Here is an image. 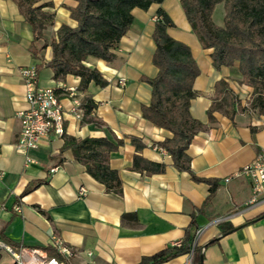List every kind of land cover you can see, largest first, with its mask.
I'll return each mask as SVG.
<instances>
[{
	"label": "crops",
	"instance_id": "0c3cea01",
	"mask_svg": "<svg viewBox=\"0 0 264 264\" xmlns=\"http://www.w3.org/2000/svg\"><path fill=\"white\" fill-rule=\"evenodd\" d=\"M50 2L42 8L53 14V23L44 30L39 43L45 48L31 53L32 31L19 13L14 0H0V230L10 242L26 247H68L65 264H137L144 255L172 246L187 233L192 240L197 229L201 264H264V200L250 203V184L243 176L225 178L250 162L264 146V112L249 108L246 99L253 91L243 81L237 64L215 68L211 49L201 46L183 12L180 0H163L147 9L133 8L132 22L114 50L111 62L87 57L84 64L95 67L107 81L104 86L90 82L80 87L72 74L54 78L44 63L52 57L50 41L62 24L76 22L69 8L76 0ZM162 8L172 21L167 33L188 45L199 68L193 82L196 96L189 113L202 127L194 134L186 152L192 172L217 183L213 192L204 181H194L186 171L177 170L171 158L152 145L171 137L167 129L155 126L141 113L151 98L150 85L142 77H154L152 38L154 16ZM224 3L212 11V20L223 26ZM39 44V45H40ZM41 64L38 85L56 89L66 114L63 137L52 135L38 148L23 152L15 147L20 130L16 112L25 108L23 80L19 68ZM126 78L123 87L117 80ZM224 80L234 97V116L216 98L214 85ZM92 103L80 119L68 112L72 100ZM246 106V107H245ZM84 109V108H83ZM210 112V118L208 111ZM84 111V110H83ZM105 137L122 140L109 154V166L121 180V192H107L102 183L74 159L71 149L62 148L66 138ZM136 137L144 145L136 150ZM138 153L147 160L164 163L160 173H147L132 167ZM34 162L25 163V156ZM44 180L21 194L30 183ZM87 192L79 196V187ZM15 207H19L16 210ZM134 213L135 219L122 220ZM224 218L221 223L216 219ZM232 229L223 232L224 227ZM213 242H210L214 240ZM0 243H3L0 241ZM184 254L161 264H182ZM0 264H13L11 255L0 244ZM194 264H198L196 261Z\"/></svg>",
	"mask_w": 264,
	"mask_h": 264
},
{
	"label": "trees",
	"instance_id": "16d2710c",
	"mask_svg": "<svg viewBox=\"0 0 264 264\" xmlns=\"http://www.w3.org/2000/svg\"><path fill=\"white\" fill-rule=\"evenodd\" d=\"M19 13L30 25L32 31L31 53L36 57L45 48L46 42L38 45L44 30L53 23V14L42 8L51 6L50 2L38 0H14ZM163 0H76V5L69 8V16L76 22L71 27L62 24L56 31V37L49 45L51 59L44 63L53 70V77L72 74L80 78V87L86 88L90 82L104 86L107 81L95 68L84 64L87 57L111 62L115 58L114 50L121 37L127 32L132 22L131 10L135 7L147 9L151 4H160ZM183 12L193 33L201 46L211 49L213 66H232L237 69L243 80L252 86L254 93L264 91V0H180ZM224 3L223 26L212 20L214 6ZM152 38L155 49L152 63L157 68L154 77H142L151 87V98L147 105H142V116L155 126L167 129L171 137L158 142L166 149L172 165L179 171L189 173L194 181H204L213 192L217 183L213 180L196 176L190 167V158L186 152L194 134L202 127L201 123L189 113L190 100L196 96L193 82L199 74L197 63L185 43L173 39L167 28L172 21L162 8L157 9ZM41 64H37V71ZM216 98H221L227 106L226 114L234 116V97L224 80L214 85ZM56 90V89H55ZM84 114L92 109V103L83 104ZM209 109L208 114L210 118ZM136 150L143 144L136 137H131ZM122 144L121 139L113 142L105 137L66 138L62 148H69L75 160L83 164L85 170L95 180L102 183L107 192L120 193L121 180L115 169L109 166V154ZM132 167L147 173L163 172L164 163L150 161L135 153ZM44 180H37L27 185L21 194H25ZM264 216V213L258 217ZM122 220L135 219L134 213L122 214ZM232 229L224 227L223 232ZM189 234L179 247L168 246L152 255H144L137 264H161L188 251ZM0 241L10 247H26L8 241L0 230ZM215 241L212 240L210 242ZM47 255L64 257L52 246L42 247ZM196 262L200 263L199 255Z\"/></svg>",
	"mask_w": 264,
	"mask_h": 264
},
{
	"label": "built area",
	"instance_id": "2783aa9c",
	"mask_svg": "<svg viewBox=\"0 0 264 264\" xmlns=\"http://www.w3.org/2000/svg\"><path fill=\"white\" fill-rule=\"evenodd\" d=\"M157 15L154 16V20ZM19 73L23 80L24 98L27 102L25 108L16 112L19 120L20 130L15 141V147L19 151L27 152L38 148L41 142L49 140L52 135L63 137L65 134L66 112L64 111L56 90L52 87H41L38 85V72L35 65L19 68ZM126 78L117 80V85L123 87ZM74 118L80 119L83 114V105L77 100H72V105L68 112ZM153 149L170 157L163 147L153 144ZM34 162L28 155L25 156V163ZM0 171V177L2 176ZM233 176H243L247 179L251 188L250 203L264 200V146L256 153L255 157L243 167L225 178V181ZM87 192L85 187L78 188V195L83 196ZM19 210V207H15ZM224 218L216 219V223H221ZM201 233L197 229L192 240L187 244L188 251L184 253L182 264H194L199 255L198 237ZM54 248L63 256L70 254V249L59 245V240L53 238ZM11 255L13 264H65L56 256H49L39 248H12L9 245L0 243ZM182 240L173 242L172 246L179 247Z\"/></svg>",
	"mask_w": 264,
	"mask_h": 264
},
{
	"label": "rangeland",
	"instance_id": "374dc122",
	"mask_svg": "<svg viewBox=\"0 0 264 264\" xmlns=\"http://www.w3.org/2000/svg\"><path fill=\"white\" fill-rule=\"evenodd\" d=\"M246 105L249 108H255L257 111L264 112V91L262 93H254L251 91L250 96L246 99Z\"/></svg>",
	"mask_w": 264,
	"mask_h": 264
}]
</instances>
